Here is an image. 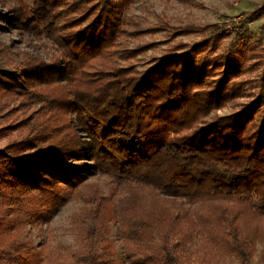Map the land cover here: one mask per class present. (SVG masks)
<instances>
[{
  "label": "trees",
  "instance_id": "16d2710c",
  "mask_svg": "<svg viewBox=\"0 0 264 264\" xmlns=\"http://www.w3.org/2000/svg\"><path fill=\"white\" fill-rule=\"evenodd\" d=\"M114 1L32 0L28 17L19 10L0 17L26 34L43 35L57 50L49 63L28 57L22 64L20 76L30 89L23 97L46 106L48 124L28 127L21 140L0 150V206L30 190L51 209L87 198L101 201L81 175L90 167L127 185L114 215L126 258L172 264L168 256H136V246L152 234L164 244L160 194L183 196L207 209L223 203V212L229 202L245 203L264 217V88L238 112L211 116L234 99L238 63L231 53L216 57L209 73L221 70L220 75L207 82L205 66L192 59L205 41L185 54L156 59L143 71L98 68L107 58L127 62L152 47L114 49L116 39L126 35V20H120ZM261 74L264 81V67ZM5 93L0 87V95ZM98 207L81 217L84 245L69 264H105L110 243L104 208ZM231 235L228 249L248 264L246 241ZM31 252L12 239L0 248V264H16Z\"/></svg>",
  "mask_w": 264,
  "mask_h": 264
},
{
  "label": "rangeland",
  "instance_id": "374dc122",
  "mask_svg": "<svg viewBox=\"0 0 264 264\" xmlns=\"http://www.w3.org/2000/svg\"><path fill=\"white\" fill-rule=\"evenodd\" d=\"M31 3L32 0H0V17H10L18 10L28 17ZM114 4L120 20H126V35L116 39L114 49L152 47L127 62L117 57L107 58L98 68L133 67L143 71L156 59L185 54L205 41L207 46L200 56L192 59H200L205 66L207 82L215 83L220 75L221 70L209 73L216 57L231 53L238 63L234 99L211 116L238 112L257 97L261 86L264 88L261 74L264 0H115ZM178 46L181 48L171 51ZM56 54L55 47L43 35L26 34L0 21V87L6 91L0 95V150L10 142L21 140L28 127L48 124L46 106L23 97L30 89L26 88L20 72L28 57L49 63ZM82 164L88 166L89 162ZM81 175L101 201L94 203L87 198L86 202L71 201L51 209L44 196L30 190L20 192L8 205L0 206V248L15 239L32 249L31 254L16 264L71 263L72 253L84 245L80 219L99 205L104 208L105 237L110 243L105 264H136L125 256L122 228L114 216L118 203L128 195L126 183L90 167H85ZM159 197L165 221L164 244L158 235L152 234L148 241L136 246V256H168L172 264H240L227 247L231 234L236 233L246 241L248 264H264V246L260 244L264 217L255 215L247 204L229 202L223 212V203L207 209L187 202L183 196L160 194Z\"/></svg>",
  "mask_w": 264,
  "mask_h": 264
}]
</instances>
